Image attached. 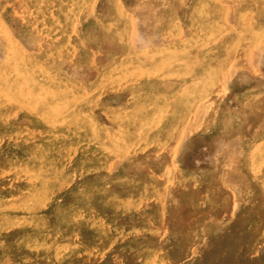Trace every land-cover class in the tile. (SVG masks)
I'll return each mask as SVG.
<instances>
[{
	"label": "rangeland",
	"instance_id": "obj_1",
	"mask_svg": "<svg viewBox=\"0 0 264 264\" xmlns=\"http://www.w3.org/2000/svg\"><path fill=\"white\" fill-rule=\"evenodd\" d=\"M0 199V264H264V0H0Z\"/></svg>",
	"mask_w": 264,
	"mask_h": 264
},
{
	"label": "bare ground",
	"instance_id": "obj_2",
	"mask_svg": "<svg viewBox=\"0 0 264 264\" xmlns=\"http://www.w3.org/2000/svg\"><path fill=\"white\" fill-rule=\"evenodd\" d=\"M16 72H17V71H16ZM57 83H58V82H57ZM27 88H28V87H27ZM42 88H44V87H42ZM65 91H66V90H65ZM37 92H38V91H37ZM66 92H67V91H66ZM69 93H70V92H69ZM73 93H74V92H73ZM40 94H41V93H40ZM62 94H63V93H62ZM77 94H78V93H77ZM83 95H84V94H83ZM83 97H84V96H83ZM89 99H90V98H89ZM67 100H68V99H67ZM77 100H80V99H77ZM84 100H85V99H84ZM65 101H66V99H65ZM89 101H90V100H89ZM89 101H88V102H89ZM74 102H75V101H74ZM71 103L73 104V102H71ZM79 103H80V101H79ZM46 104H47V103H46ZM74 104H75V103H74ZM131 105H132V104H131ZM52 106H53V105H52ZM71 107H73V106H71ZM69 108H70V107H69ZM124 108H125V107H124ZM145 108H146V107H145ZM51 109H52V108H51ZM65 109H67V108H65ZM79 109H80V108H79ZM63 110H64V109H63ZM73 110H74V109H73ZM80 110H81V109H80ZM65 111H66V110H65ZM67 111H68V109H67ZM63 112H64V111H63ZM68 112H69V111H68ZM68 112H67V113H68ZM75 112H76V111H75ZM138 112H139V111H138ZM69 113H71V112H69ZM152 113H153V112H152ZM44 114H45V113H44ZM44 114H43V115H44ZM61 114H62V112H61ZM61 114H60V115H61ZM65 114H66V112H65ZM116 114H117V113H116ZM51 115H52V114H51ZM51 115H50V116H51ZM68 115H69V114H68ZM71 115H72V114H71ZM83 115H84V114H83ZM134 115H135V114H134ZM53 116H54V115H53ZM63 116H64V115H63ZM63 116H62V117H63ZM130 116H131V115H130ZM39 117H40V116H39ZM85 117H87V116H85ZM125 117H127V116H125ZM125 117H124V118H125ZM153 117H154V116H153ZM44 118H45V117H44ZM74 118H75V117H74ZM74 118H73V119H74ZM133 118H134V117H133ZM144 118H145V117H144ZM67 119H68V118H67ZM69 119H70V118H69ZM76 119H77V118H76ZM83 119H84V118H83ZM91 119H92V118H91ZM120 119H121V118H120ZM51 120H53V119L51 118ZM54 120H55V119H54ZM60 120H61V119H60ZM74 120H75V119H74ZM89 120H90V119H89ZM124 120H125V119H124ZM144 120H145V119H144ZM46 121H48V120H46ZM49 121H50V120H49ZM61 121H62V120H61ZM76 121H77V120H76ZM76 121H75V122H76ZM95 121H96V120H95ZM125 121H126V120H125ZM127 121H128V120H127ZM136 121H137V119H136ZM64 122H65V121H64ZM90 122H91V121H90ZM96 122H97V121H96ZM130 122H131V121H130ZM132 122H133V121H132ZM150 122H152V121H150ZM45 123H46V122H45ZM80 123H81V122H80ZM92 123H93V122H92ZM120 123H121V122H120ZM157 123H158V122H157ZM66 124H69V123L66 122ZM72 124H73V123H72ZM132 124H133V123H132ZM138 124H139V123H138ZM62 125H63V124H62ZM77 125H78V124H77ZM121 125H122V126H121L120 128H123V124H121ZM129 125H130V124H129ZM135 125H136V124H135ZM135 125H134V126H135ZM53 126H55V125H53ZM70 126H71V125H70ZM91 126H92V125H91ZM80 127H81V126H80ZM103 127H104V126H103ZM129 127H130V126H129ZM146 127H147V126H146ZM105 128H106V127H105ZM124 128H125V127H124ZM126 128H128V127H126ZM138 129H139V128H138ZM151 129H152V128H151ZM66 130H67V129H66ZM70 130H73V129H70ZM76 130H79V129H76ZM103 130H104V129H103ZM103 130H102V131H103ZM106 130H107V129H106ZM127 130H129V129H127ZM144 130H145V129H144ZM67 131H69V130H67ZM93 131H94V130H93ZM96 131H97V130H96ZM123 131H124V130H123ZM139 131H140V130H139ZM73 132H74V131H73ZM108 132H109V131H108ZM113 132L115 133V131H113ZM137 132H138V131H137ZM92 133H93V132H92ZM98 133H99V132H98ZM147 133H148V132H147ZM66 134H67V133H66ZM112 134H113V133H112ZM130 134H131V132H130ZM64 135H65V134H64ZM98 135H99V134H98ZM104 135H105V134H104ZM131 135H132V134H131ZM100 136H101V135H100ZM110 136H112L111 133H110ZM115 136H116V134H115ZM115 136H114V138H115ZM119 136H120V135H119ZM123 136H124V135H123ZM64 137H65V136H64ZM71 137H72V136H71ZM86 137H87V135H86ZM98 137H99V136H98ZM121 137H122V136H121ZM128 137H129V136H128ZM65 138H66V137H65ZM73 138H74V137H73ZM108 138H109V137H108ZM108 138H107V139H108ZM133 138H134V137H133ZM70 139H71V138H70ZM109 139H110V138H109ZM142 139H143V138H142ZM71 140H72V139H71ZM102 140H103V139H102ZM102 140H101V142H102ZM116 140H118V139H116ZM132 140H133V139H132ZM132 140H131L130 144L132 143ZM111 141H112V140H111ZM112 142H113V141H112ZM126 142H127V141H126ZM103 143H104V142H103ZM113 143H114V142H113ZM127 143H128V142H127ZM97 144H98V143H97ZM99 144H100V143H99ZM105 144H106V143H105ZM119 144H120V143H119ZM128 144H129V143H128ZM132 144H133V143H132ZM109 145H111V144H109ZM109 145H107V146H109ZM113 145H114V144H113ZM117 145H118V144H117ZM99 146H100V145H99ZM114 146H115V145H114ZM104 149H105V148H104ZM59 154H60V153H59ZM8 159H9V158H8ZM12 161H13V159H12ZM20 161H21V160H20ZM70 163H71V162H70ZM41 170H42V169H41ZM32 171H33V170H32ZM68 171H69V170H68ZM37 172H39V171L37 170ZM74 172H75V171H74ZM18 175H19V174H18ZM67 175H68V174H67ZM34 176H35V174H34ZM32 177H33V176H32ZM36 177H37V176H36ZM36 177H35V178H36ZM39 177H40V176H39ZM44 177H46V176H44ZM48 179H49V178H48ZM50 179H51V178H50ZM29 180H30V179H29ZM41 180H42V179H41ZM57 181H58V180H57ZM64 181H65V180H64ZM39 182H40V181H39ZM41 182H43V181H41ZM48 183H49V182H48ZM82 183H83V182H82ZM97 183H98V182H97ZM39 185H40V184H39ZM35 186H36V185H35ZM37 186H38V185H37ZM45 186H46V185H45ZM84 186H85V185H84ZM39 187H40V186H39ZM39 187H38V188H39ZM41 189H42V186H41ZM106 189H107V188H106ZM27 190H28V189H27ZM27 190H26V191H27ZM37 190H38V189H37ZM39 190H40V189H39ZM33 191H34V190H33ZM45 191H46V190H45ZM20 192H21V191H20ZM36 192H37V191H36ZM36 192H35V193H36ZM46 192H47V191H46ZM31 193H33V192H31ZM80 193H81V192H80ZM32 195H33V194H32ZM22 196H23V195H22ZM28 196H29V195H28ZM39 196H40V195H39ZM31 197H32V196H31ZM35 197H37V196H35ZM107 198H108V197H107ZM107 198H106V200H107ZM12 199H13V198H12ZM35 199H36V198H35ZM0 200H1V199H0ZM4 200H5V199H4ZM20 200H21V199H20ZM20 200H19V201H20ZM19 201H18V203H19ZM24 201H25V200H24ZM35 201H36V200H34V202H35ZM38 201H39V199H38ZM26 202H28V201H26ZM39 202H40V201H39ZM25 204H26V203H25ZM35 204H36V202H35ZM44 204H45V203H44ZM91 204H92V203H91ZM26 207H27V204H26ZM27 212H29V211H27ZM9 214H10V213H9ZM14 214H15V213H14ZM14 214H13V216H14ZM35 214H36V213H35ZM5 215H6V214H5ZM40 215H41V214H40ZM8 216H9V215H8ZM8 216H7V217H8ZM19 216H20V215H19ZM35 216H36V215H35ZM9 217H10V216H9ZM16 217H17V216H16ZM21 217H23V216H21ZM30 217H31V216H30ZM32 217H33V216H32ZM22 219H23V218H22ZM31 219H32V218H30V220H31ZM46 219H47V218H46ZM32 220H33V219H32ZM22 221H23V220H22ZM3 226H4V225H3ZM58 247H60V246H58ZM58 251H59V250H58ZM71 257H72V256H71ZM137 257H138V256H137Z\"/></svg>",
	"mask_w": 264,
	"mask_h": 264
}]
</instances>
